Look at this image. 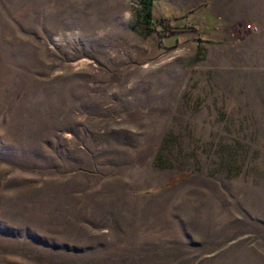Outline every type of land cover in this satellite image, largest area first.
I'll return each mask as SVG.
<instances>
[{
	"label": "rangeland",
	"instance_id": "1",
	"mask_svg": "<svg viewBox=\"0 0 264 264\" xmlns=\"http://www.w3.org/2000/svg\"><path fill=\"white\" fill-rule=\"evenodd\" d=\"M0 264H264V0H0Z\"/></svg>",
	"mask_w": 264,
	"mask_h": 264
},
{
	"label": "trees",
	"instance_id": "2",
	"mask_svg": "<svg viewBox=\"0 0 264 264\" xmlns=\"http://www.w3.org/2000/svg\"><path fill=\"white\" fill-rule=\"evenodd\" d=\"M171 20L174 21V20H177V18H171L170 19V18L159 17V18L151 20L148 14H145L143 16L144 25L146 26V28H148L149 26H151L153 28L158 27L157 32H158L160 37L165 35V32H173V31H178V30L185 28L183 26H179L178 24H172V25L169 24V21H171ZM178 180H179L178 178H171L168 181V185H173Z\"/></svg>",
	"mask_w": 264,
	"mask_h": 264
},
{
	"label": "built area",
	"instance_id": "3",
	"mask_svg": "<svg viewBox=\"0 0 264 264\" xmlns=\"http://www.w3.org/2000/svg\"><path fill=\"white\" fill-rule=\"evenodd\" d=\"M247 28H248V29H250V27H249V26H247Z\"/></svg>",
	"mask_w": 264,
	"mask_h": 264
}]
</instances>
